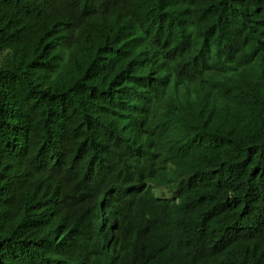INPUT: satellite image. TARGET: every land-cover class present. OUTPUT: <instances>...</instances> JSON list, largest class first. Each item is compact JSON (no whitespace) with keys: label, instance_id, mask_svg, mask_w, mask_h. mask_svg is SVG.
<instances>
[{"label":"trees","instance_id":"trees-1","mask_svg":"<svg viewBox=\"0 0 264 264\" xmlns=\"http://www.w3.org/2000/svg\"><path fill=\"white\" fill-rule=\"evenodd\" d=\"M109 220L112 264H264V0H0V264Z\"/></svg>","mask_w":264,"mask_h":264},{"label":"clouds","instance_id":"clouds-1","mask_svg":"<svg viewBox=\"0 0 264 264\" xmlns=\"http://www.w3.org/2000/svg\"><path fill=\"white\" fill-rule=\"evenodd\" d=\"M153 192L156 197H161V198H172L173 197V192L165 184H160L158 186H155L153 188ZM107 225H108V229L105 231L107 232V236L102 235L103 236L102 240H103V244L107 247V249H109V251L106 253L108 258L99 261L101 263L98 262L97 264H112L115 262L116 257L118 256V251L116 247L110 246L113 242L111 240V237H113V231H115V227L117 224L114 223L113 225H111L110 220H109V223Z\"/></svg>","mask_w":264,"mask_h":264}]
</instances>
